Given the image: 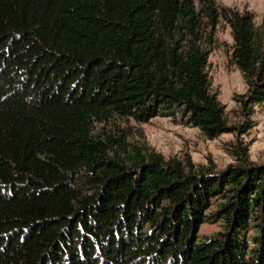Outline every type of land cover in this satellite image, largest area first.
<instances>
[{
	"label": "trees",
	"instance_id": "obj_1",
	"mask_svg": "<svg viewBox=\"0 0 264 264\" xmlns=\"http://www.w3.org/2000/svg\"><path fill=\"white\" fill-rule=\"evenodd\" d=\"M0 0V264H264V162L197 168L114 117H176L208 138L231 125L206 71L219 20L264 103V20L214 0ZM218 201L212 214L207 210ZM211 218L221 230L199 235Z\"/></svg>",
	"mask_w": 264,
	"mask_h": 264
},
{
	"label": "rangeland",
	"instance_id": "obj_2",
	"mask_svg": "<svg viewBox=\"0 0 264 264\" xmlns=\"http://www.w3.org/2000/svg\"><path fill=\"white\" fill-rule=\"evenodd\" d=\"M214 2L233 7L240 12L251 10L256 25L264 20V0H214ZM196 5L200 6L198 0ZM213 40L206 67L211 89L217 93L219 101L225 106V118L229 124L245 125L250 119L252 127L208 139L198 128L183 124L179 116H157L144 123L114 117L109 121L97 123L95 131L119 130L131 144L148 146L166 159L175 157L181 160L189 157L197 168L213 167L221 170L228 164L235 163L232 148L237 143H243L247 147L251 161L264 162V103L254 105L252 114L248 117L247 110L242 111L241 105L236 101L237 94H244L247 85L239 69L230 61L233 39L230 27L223 19L219 20L215 28ZM217 204L218 201L213 200L207 213L212 214ZM222 227L221 220L211 218L201 224L198 234H214Z\"/></svg>",
	"mask_w": 264,
	"mask_h": 264
}]
</instances>
